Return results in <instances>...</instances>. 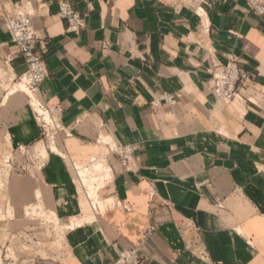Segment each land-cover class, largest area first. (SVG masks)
Masks as SVG:
<instances>
[{"label": "crops", "instance_id": "1", "mask_svg": "<svg viewBox=\"0 0 264 264\" xmlns=\"http://www.w3.org/2000/svg\"><path fill=\"white\" fill-rule=\"evenodd\" d=\"M18 14L32 15L48 70L38 97L63 111L53 143L15 89L26 66L5 19ZM228 57L252 82L224 103L213 75ZM0 77L16 264H115L130 249L141 264H264V16L248 0H0ZM164 94L177 103L155 105ZM107 145L133 147L129 170ZM102 160L109 178L91 174Z\"/></svg>", "mask_w": 264, "mask_h": 264}, {"label": "built area", "instance_id": "2", "mask_svg": "<svg viewBox=\"0 0 264 264\" xmlns=\"http://www.w3.org/2000/svg\"><path fill=\"white\" fill-rule=\"evenodd\" d=\"M248 2L252 10L260 16H264V0H248ZM59 14L67 22V31L79 33L84 28V18L80 13L73 10L69 4L63 3ZM5 26L12 34L13 42L25 61L26 71L19 77L17 83L26 89L25 93L43 137L53 143L61 133H65L66 129L62 124V109L60 107L50 108L38 97L41 85L48 78V70L38 50V39L32 15L18 14L6 18ZM251 82L252 75L241 66L236 58L228 57L227 64L213 75V90L218 100L231 103L241 96V91L249 87ZM161 101H165L169 105H175L177 97L166 94L161 95L156 100L155 105ZM107 146L110 152L118 157L121 166L129 170L134 156L133 147L123 145ZM101 162L103 165L106 164L104 160ZM78 171L81 172L80 169ZM79 183L92 210L96 214L100 213L97 184L94 182L91 185L83 184L81 175L79 176ZM115 264H141V259L137 250L130 249L122 251Z\"/></svg>", "mask_w": 264, "mask_h": 264}, {"label": "rangeland", "instance_id": "3", "mask_svg": "<svg viewBox=\"0 0 264 264\" xmlns=\"http://www.w3.org/2000/svg\"><path fill=\"white\" fill-rule=\"evenodd\" d=\"M1 79L2 77H0V80ZM15 89H19L22 90L23 92H26V90L23 89L22 85L19 83H17ZM11 159H12L11 155H8L7 157L5 156L4 158L0 157V264H16L19 260L18 254L21 250L19 249V247L21 244H23V242L19 243L17 241L9 242L8 232H6V221L11 218L10 211L6 209V199H7L6 181L8 176L12 172V167H10ZM91 174L88 175L91 177ZM89 183L92 184V181ZM83 202H84L85 212L93 216L91 208L84 196H83ZM33 213H34L33 215H30L32 218H41V216L37 214V212H33ZM29 249L31 248L29 247Z\"/></svg>", "mask_w": 264, "mask_h": 264}, {"label": "bare ground", "instance_id": "4", "mask_svg": "<svg viewBox=\"0 0 264 264\" xmlns=\"http://www.w3.org/2000/svg\"><path fill=\"white\" fill-rule=\"evenodd\" d=\"M23 87V89H25V87L24 86H22ZM19 90V89H18ZM26 90V89H25ZM22 91V90H21ZM109 168V167H108ZM107 168V166H104V165H101V164H97V165H95V167L93 168V171L94 172H101L102 173V175L104 176V178H109L111 175H109L110 174V172H109V169ZM91 170V169H90ZM92 171V170H91ZM87 173H88V169L86 170V168L85 169H81V179H82V183L83 184H88V178L87 177H90V176H87ZM89 173H90V171H89ZM92 173V172H91ZM90 184V183H89ZM91 185V184H90ZM94 195H95V193H93ZM102 205V204H101ZM101 207H103V206H101ZM48 219H50V218H48Z\"/></svg>", "mask_w": 264, "mask_h": 264}]
</instances>
